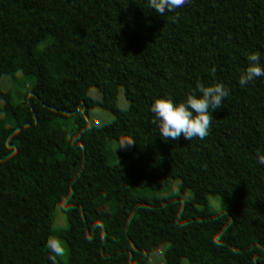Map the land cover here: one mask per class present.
Returning <instances> with one entry per match:
<instances>
[{
  "label": "trees",
  "instance_id": "trees-1",
  "mask_svg": "<svg viewBox=\"0 0 264 264\" xmlns=\"http://www.w3.org/2000/svg\"><path fill=\"white\" fill-rule=\"evenodd\" d=\"M0 51V264H264V0H0Z\"/></svg>",
  "mask_w": 264,
  "mask_h": 264
},
{
  "label": "clouds",
  "instance_id": "clouds-1",
  "mask_svg": "<svg viewBox=\"0 0 264 264\" xmlns=\"http://www.w3.org/2000/svg\"><path fill=\"white\" fill-rule=\"evenodd\" d=\"M11 57L7 52L0 51V65H5L10 61ZM92 68H98V62H93ZM176 95V88L173 83L166 77L161 75L157 78L147 90L143 91L140 95V101L146 102L149 105H159L157 114L161 117H169L171 114L177 116L182 115V110L176 105L173 97ZM57 118L54 113L50 119ZM166 147L174 153L182 151V143L179 142L178 137L169 133L166 141ZM7 228L9 231L15 230V219L10 214L0 216V228Z\"/></svg>",
  "mask_w": 264,
  "mask_h": 264
}]
</instances>
